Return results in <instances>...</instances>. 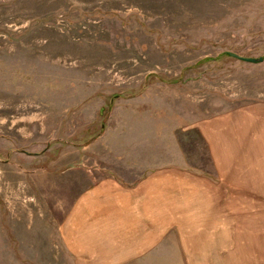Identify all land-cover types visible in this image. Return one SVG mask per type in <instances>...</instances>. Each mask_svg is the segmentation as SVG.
<instances>
[{
  "label": "rangeland",
  "instance_id": "374dc122",
  "mask_svg": "<svg viewBox=\"0 0 264 264\" xmlns=\"http://www.w3.org/2000/svg\"><path fill=\"white\" fill-rule=\"evenodd\" d=\"M229 52L264 0H0V264H264V61Z\"/></svg>",
  "mask_w": 264,
  "mask_h": 264
},
{
  "label": "crops",
  "instance_id": "0c3cea01",
  "mask_svg": "<svg viewBox=\"0 0 264 264\" xmlns=\"http://www.w3.org/2000/svg\"><path fill=\"white\" fill-rule=\"evenodd\" d=\"M168 182V179H164V184ZM108 196V197H107ZM110 196V197H109ZM131 194H124V193H112V192H107V191H101L98 190L97 192L95 191L92 193L90 196L85 198V207L87 209H104L107 212H121V214L127 215L129 209V206L131 205L130 197ZM149 200V197H147ZM123 208V209H122ZM105 211V212H106ZM124 239H125V244L133 245V246H140V249H147L148 247L153 245V239L154 237L152 236L153 234H148L144 235L143 238L140 237L134 242H126V240H130L132 235H129L127 233H124ZM117 236V235H115ZM140 239V240H139ZM135 240V239H134Z\"/></svg>",
  "mask_w": 264,
  "mask_h": 264
},
{
  "label": "water",
  "instance_id": "95a60500",
  "mask_svg": "<svg viewBox=\"0 0 264 264\" xmlns=\"http://www.w3.org/2000/svg\"><path fill=\"white\" fill-rule=\"evenodd\" d=\"M229 55L251 63H260L264 61V57H259V58L244 57L233 52H229Z\"/></svg>",
  "mask_w": 264,
  "mask_h": 264
}]
</instances>
